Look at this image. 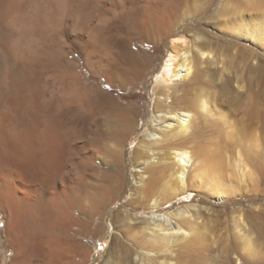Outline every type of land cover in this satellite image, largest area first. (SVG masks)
I'll list each match as a JSON object with an SVG mask.
<instances>
[{"label":"bare ground","instance_id":"obj_1","mask_svg":"<svg viewBox=\"0 0 264 264\" xmlns=\"http://www.w3.org/2000/svg\"><path fill=\"white\" fill-rule=\"evenodd\" d=\"M182 1L0 0V218L9 244L18 246L21 256L11 264H27L39 255L45 257L39 264H83L87 259L88 249L77 235L88 234L91 227L80 216L102 221L125 193V146L138 126L131 107L106 99L99 87L91 100L111 110L106 113L119 148L114 160L100 161L94 143L97 124L77 112L91 91L82 87L79 61L113 86L115 81L126 86L128 77L134 86L148 56L133 41L158 45L176 33L188 34ZM235 16L233 23L224 17L225 27L264 42V13L255 11L249 20L242 13ZM192 38L196 54L181 50L178 38L172 40L162 77L156 79V88L164 91L158 92L148 134L131 156L137 183L122 206L154 211L193 189L227 197L249 188L247 177L255 180V172L240 162V174L229 172L214 147L199 139L203 122L217 120L226 126L228 120L217 97L204 88L194 92L190 85L191 77L214 56L203 36ZM67 62L79 67L73 70ZM227 127L225 135L231 137L234 132ZM101 165L106 166L102 175L97 172ZM188 221L185 210L146 218L141 226L147 235V248L140 253L144 260L152 261L159 246L188 238L193 232Z\"/></svg>","mask_w":264,"mask_h":264},{"label":"rangeland","instance_id":"obj_2","mask_svg":"<svg viewBox=\"0 0 264 264\" xmlns=\"http://www.w3.org/2000/svg\"><path fill=\"white\" fill-rule=\"evenodd\" d=\"M255 11L264 13V0H183L180 14L188 24V34L176 33L167 42L158 45L133 41L136 48L148 56L145 57L147 66L136 78L134 86L135 81L128 77L127 83H131L124 86L115 81V87L105 75L94 76L84 60L80 59L84 78L82 87H91V91L85 99L86 104L77 112H81V118L84 115L86 122L91 120L97 124L99 134L94 143L99 146L100 161L114 160L119 148L106 113L111 110L91 100L99 87L106 99H120V102L129 105L138 126L125 146V193L109 207L102 221L93 222L84 214L80 216L82 224L91 227L88 234H81L78 225L74 226L80 232L77 241L88 249L83 264H264V42H254L249 35L229 29L224 23V17L230 18L232 23L237 21L235 15L238 13L249 20ZM116 22L120 25L122 20L117 17ZM193 34L203 36V41L213 48L214 56L208 57L189 80L192 84H189L194 92L204 88L217 97L228 120L226 126L217 120L203 122L199 139L214 147L213 152L223 160L229 172L240 174V162L255 172V180L247 177L249 188H242L237 194L227 197H219L205 189H193L154 211L122 206L131 198L132 187L137 183L131 156L139 140L148 134L147 127L159 98L158 92L164 91L156 88V79L162 77L164 64L173 48L172 40L178 38L181 50L191 49L196 54L197 42L192 38ZM183 38L189 45L180 43ZM201 41L198 39V42ZM121 64L117 63L119 67H127ZM67 65L71 69L79 67L78 62H67ZM105 90L109 93H104ZM224 127L234 132L231 137H226ZM99 169L97 172L101 174L106 166L101 165ZM53 181H58L56 176ZM179 210L187 211L190 216L191 222L186 223L193 229L192 234L186 239L159 246L157 255L151 257L152 261L144 260L141 254L147 248V235L141 226L145 224V219L152 214L179 213ZM5 229L1 217L0 264H11L17 257L19 261L21 256L17 252L19 247L9 244ZM44 258L43 255L34 256L26 263L39 264Z\"/></svg>","mask_w":264,"mask_h":264}]
</instances>
